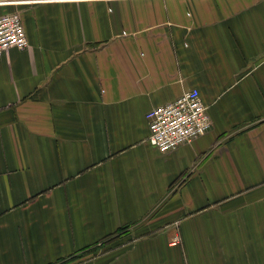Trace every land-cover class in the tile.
I'll list each match as a JSON object with an SVG mask.
<instances>
[{"label": "crops", "instance_id": "obj_1", "mask_svg": "<svg viewBox=\"0 0 264 264\" xmlns=\"http://www.w3.org/2000/svg\"><path fill=\"white\" fill-rule=\"evenodd\" d=\"M0 264H264V0H0ZM210 119L160 153L145 115Z\"/></svg>", "mask_w": 264, "mask_h": 264}, {"label": "built area", "instance_id": "obj_2", "mask_svg": "<svg viewBox=\"0 0 264 264\" xmlns=\"http://www.w3.org/2000/svg\"><path fill=\"white\" fill-rule=\"evenodd\" d=\"M27 36L19 13L0 15V59L13 48L25 49ZM148 142L160 153H167L203 136L211 127L206 107L197 89L155 107L145 115Z\"/></svg>", "mask_w": 264, "mask_h": 264}, {"label": "rangeland", "instance_id": "obj_3", "mask_svg": "<svg viewBox=\"0 0 264 264\" xmlns=\"http://www.w3.org/2000/svg\"><path fill=\"white\" fill-rule=\"evenodd\" d=\"M15 13H17V11H14ZM27 42H28V39H27ZM28 44V43H27Z\"/></svg>", "mask_w": 264, "mask_h": 264}]
</instances>
